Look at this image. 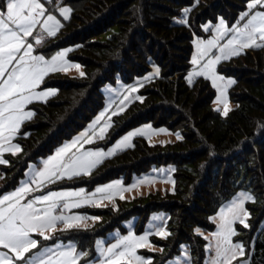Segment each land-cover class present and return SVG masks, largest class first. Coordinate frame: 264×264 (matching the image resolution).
Segmentation results:
<instances>
[{
    "label": "trees",
    "instance_id": "trees-1",
    "mask_svg": "<svg viewBox=\"0 0 264 264\" xmlns=\"http://www.w3.org/2000/svg\"><path fill=\"white\" fill-rule=\"evenodd\" d=\"M65 1L71 7L70 17L36 49L49 54L71 48L68 58L82 65L85 74L44 77L41 86L56 92L28 105L34 115L16 133L17 157H7L8 165L0 167V194L15 186L28 163L45 157L97 113L103 105L101 86L118 79L128 82L156 64L159 75L141 86L140 99L113 117L110 138L151 122L180 130V142L161 147L135 138L130 148L102 160L86 178L59 187H92L118 177L128 181L133 172H145L152 164H172L175 191L155 194L141 210L146 216L163 209L170 216L171 232L162 242L165 252L155 256L153 264L175 255L183 243L193 264H202L205 240L195 229L211 230V216L237 189L250 188L260 199L251 207L257 210L252 212L253 228L264 215V45L219 67L234 77L229 91L233 108L227 115L212 108L214 90L207 80L186 81L192 37L203 36L200 25L217 16L234 21L248 0ZM185 9H190L187 14ZM181 19L186 23H177ZM98 233L78 234L90 245ZM248 264H264L263 235L255 240Z\"/></svg>",
    "mask_w": 264,
    "mask_h": 264
},
{
    "label": "snow or ice",
    "instance_id": "snow-or-ice-1",
    "mask_svg": "<svg viewBox=\"0 0 264 264\" xmlns=\"http://www.w3.org/2000/svg\"><path fill=\"white\" fill-rule=\"evenodd\" d=\"M258 6L264 8V0H251L248 9L251 11ZM189 10L185 9V14ZM59 11L64 19L69 18L70 9L65 7L60 8ZM46 12L47 9L41 0H0V155L4 152H11L15 155L20 151L19 145L13 144L12 140L21 124L34 115L33 112L25 110L26 105L34 99L54 94L47 91H35L44 77L51 71L67 70L71 67L79 70L80 67L67 62H64L65 67H59L57 61L63 59L65 55L63 52L58 53L51 60H46L43 55H33L34 46L28 38L33 37L37 26H40L41 32L47 33L48 36H54L62 27L56 16L46 15ZM239 19L246 20V22L242 26H233L230 30L221 19L215 29L216 35L212 39L206 42L197 41V54L192 58L193 65L200 64L204 57L210 58L199 70H194L189 77V83H191V77L195 75L212 79L213 86L220 91L217 102L224 104V115L228 112L226 87L234 81L228 80L227 85L220 88L216 81H223V77L216 74L215 66L221 60L230 59L232 55H239L242 48L260 47L261 45L256 43L257 40L264 41V11H255L250 16L249 12H244ZM177 23H186V20L181 19ZM229 31L232 33L231 38L221 45L220 41L228 35ZM34 40L36 45H41L44 37L36 35ZM217 48L220 54L214 55L212 50ZM80 75L83 76L84 73L81 72ZM103 131L102 128L100 138H103ZM137 134L142 135L143 131L125 137L116 145V148L108 153L82 152L80 148H77L76 152L69 156L70 150L83 137L78 138L72 144L59 149L56 155L45 163L42 171L33 174L29 182L22 183L17 190L0 198V249L7 250L6 252L0 251V264H16L17 261L22 264H78L79 257L86 253H77L75 246L72 245L65 248L60 246L45 248L41 253L29 258L28 254L39 244L34 236L47 241L52 239V234L58 228L62 231L81 228L87 220H96L98 217L67 215L66 213L83 204H93L99 207L103 199L111 200L114 197L116 193L112 191L113 189L118 190L120 198L123 199L122 193L131 189L121 187L120 182L97 188L96 193H108L100 200L94 198L96 193L85 196L83 189L80 191H49L47 194L30 200L27 199V195L33 191L43 192L48 183H55L64 178L72 179L81 174L89 175L92 168L99 162V158L114 154L121 144ZM176 136L177 139L181 138L179 133ZM84 142L91 143L92 139L89 138ZM0 163H7V161L0 159ZM146 182L151 181H140V183ZM33 184L35 189L31 187ZM246 201L255 202L252 195L240 193L238 199H234L226 207L221 208L219 230L213 234L216 240L215 258L210 264H232L238 256L245 255L244 246L240 243L233 244L231 237L237 234L233 228L235 222L238 221L244 227H248L245 223V218L249 215L244 207ZM199 231L197 229L198 233ZM156 234L162 238L169 235L162 228H157ZM97 243L101 247L103 257L100 264H133V261L137 264H146L143 257L136 255V248L148 245L147 233L137 237L130 232L127 236L119 237L115 243L106 248L103 247V242L98 241Z\"/></svg>",
    "mask_w": 264,
    "mask_h": 264
},
{
    "label": "rangeland",
    "instance_id": "rangeland-1",
    "mask_svg": "<svg viewBox=\"0 0 264 264\" xmlns=\"http://www.w3.org/2000/svg\"><path fill=\"white\" fill-rule=\"evenodd\" d=\"M44 3L45 8L47 9V14H52L56 16V18L62 24L64 19L63 16L60 15V8H68L70 9L69 17L71 15V7L65 0H41ZM251 3V0H248L243 10H241L234 21L229 22L227 19L223 18L222 16H217L214 20L208 19L204 23L200 25V31L202 32L203 36L193 35L191 40V53L189 56V63L190 69L186 74V81L188 84H191L194 79L201 77L207 80L214 90V98L212 101V108L219 112L222 116H224V104L217 102V98L220 96V91H218L217 87L213 86L212 79H206L204 76L195 75L191 77V83H189L190 74L194 72V70H199V68L207 62L210 57H204L200 64L193 65L192 58L197 54L196 44L197 41H207L212 39L215 35V29L219 25L220 20L223 19L225 22V26L230 30L233 26H242L245 21H241L239 17L244 12H249V16L253 14L255 11H264V8L257 7L254 10L248 9V4ZM247 19V18H246ZM60 29V28H59ZM58 29V31H59ZM207 29V30H206ZM57 31V32H58ZM56 32V34H57ZM55 34V35H56ZM36 35H43L44 38L53 37L48 36L47 33H42L40 26H37L33 37H29L28 40L33 43L34 52L33 55H43L46 60H51L53 57L57 56L58 53H65L62 60L57 61V65L59 67H65V63L79 65V70L75 67L67 68V70H60V71H51L49 74L53 73H60L64 76H68L71 78H79L82 77L80 75L81 72L85 74V71L77 62L72 61L68 58V53L71 48H61L56 50L52 53L46 54L43 51H38L36 48L38 45L35 44L34 36ZM109 35V33L103 35L101 38H105ZM231 31L228 32V35L224 37L223 40L220 41V44L223 45L227 43V40L231 38ZM257 44L264 45V41L257 40ZM252 47L242 48L240 49L239 54L247 51ZM212 53L214 55H219L218 48L213 49ZM238 55H232L230 59L221 60L215 66L216 74L218 76L223 77V81L217 80L216 84L220 88H224L227 85L228 80L234 81V77L230 75H226L223 72H220V66L226 64L229 60L233 59ZM46 75V76H47ZM159 75V69L156 64H152L149 68V71L144 73L141 76H135L128 82H123L121 80H116L114 83H106L101 86V93L103 95V105L94 114L82 128L78 129L74 134H71L69 138L64 139L60 144H58L50 153H48L45 157L39 158L35 162L28 163L27 167L23 170L22 175L17 179L15 186L10 188L0 194V198L4 195L12 193L13 191L17 190L19 187L22 186V183L29 182L33 176V174L37 171H42L44 169L45 163L51 158L54 157L57 151L66 145L72 144L73 141L77 140L78 138L83 137L79 140V143L76 144L74 148L70 150L68 153L69 156L73 152H76L77 148H80L82 152H96L102 151L104 153L110 152L113 148H116V145L123 141L125 137H129L132 133H139L141 130L143 134H137L131 136V139L128 140L126 143L121 144L120 147L115 151L116 154L119 151L126 150L130 148L133 144V140L138 137H142L146 140L147 143L154 145L158 144L161 147H168L176 145L180 142L183 137V134L180 130H171L167 126H155L151 122H143L141 124L135 125L130 127L125 132L120 134L114 139H111V129L113 124V117L123 113L128 105L135 100L140 99L139 90L141 86L146 83L147 81L153 79L155 76ZM42 84V83H41ZM40 86L35 90L37 92L47 91L50 93L56 92L55 88H43ZM234 84V83H233ZM227 85L225 94L228 100V112L233 108V103L229 97V91L232 85ZM135 89V91H133ZM54 94H50L47 97H43L40 99H34L32 102H42L50 97L54 96ZM30 104V103H29ZM26 105L25 110L31 111ZM219 109V110H217ZM103 114V115H102ZM103 131V138L101 136V129ZM164 129V132L160 130ZM95 133V135H94ZM180 134V139H177L176 134ZM87 134V135H84ZM91 138V143H85L84 140ZM16 135L12 140V143L18 145L15 141ZM19 153L16 152L13 155L11 152H4L0 155V159L7 161V163H0V167L8 165V158H13ZM112 155H105L104 157L99 158V162L96 164L98 165L102 160L109 158ZM17 157V156H16ZM93 169V168H92ZM92 171V170H91ZM88 175L81 174L80 176L73 177L72 179H61L56 181L55 183H48L43 192L40 191H33L32 193L27 195V199H33L36 196L47 194L49 191H80L83 189V193L85 196H91L93 193H96L97 188H103L110 184H115L116 182H120V186L123 188L131 189L130 191H125L122 193L123 199L120 198V194L118 190L113 189L112 191L116 193L114 197L109 199H103L100 203V206L97 207L93 204H83L79 208H74L71 212L66 213L67 215H81L85 217H98L96 220H87L81 228L72 229L69 231H62L59 228L56 230L54 234H52V239L50 240H43L39 236H34L35 239L39 241L38 247L33 249L31 253L28 254V257L31 258L36 256L37 254L41 253L45 248H56L60 246L61 248H65L67 246H75L77 253H86V255H81L78 259V264H100L103 260L101 256V247L98 245V241L103 242V247L106 248L110 244L115 243L119 237L127 236L130 232L139 237L142 235L148 234V245L137 247L136 248V255L141 256L146 261V264H153L154 257L158 255H162L165 252L162 242H164L166 238H162L161 236L156 234L157 228H162L165 232H171V225H170V216L169 214L163 209L152 210L144 216L141 213V210L147 204V202L151 199L152 196L155 194L164 195L165 193H173L176 189L175 178H174V166L172 164H162L156 165L152 164L150 168L141 173L133 172L129 177L128 181L125 180L123 177L113 178L103 183H98L92 187L88 186L87 184L76 185V186H64V183H68L69 181L79 182L82 178H86ZM85 180V179H84ZM151 181L150 183H140V181ZM3 181V177H2ZM1 181V183H2ZM174 182V183H173ZM135 185V187H133ZM33 189H35V185H31ZM240 193H248L253 196L255 202L246 201L245 202V209L248 212V217L245 218V223H247L248 227H244L243 224L239 223L238 221L233 224V228L236 231V235L231 237V241L233 244L240 243L244 246L245 255L243 257H237L235 260L232 261V264H248L251 252L253 250L254 242L257 238L264 236V215L261 217L260 222L258 225L253 228L252 227V212H256L257 210H252L251 207H256L259 205L260 199L254 193V191L250 188L242 187L235 191L233 196L230 200L223 203L217 211L211 216V221L213 224V228L208 231H203L199 228L195 229V233L201 235L205 240L204 245V257L202 260V264H210L211 260L215 258V244L216 240L213 236L219 230V213L221 208L226 207L231 201L234 199H238ZM108 193H96L94 197L97 200H100L101 197H106ZM78 199V198H74ZM128 213L127 216L123 217L122 215ZM118 216V217H117ZM117 217V218H116ZM158 217L159 219H154ZM116 219V221H114ZM199 229V233L197 232ZM99 231L97 236L92 239L90 245H88L85 241L81 240L78 233L89 234L93 231ZM101 232V233H100ZM81 235V236H82ZM94 236V235H93ZM211 248V250H209ZM0 251L6 252V249H0ZM16 264H22V262L17 261ZM133 264H137V262L133 261ZM162 264H193L191 259V254L189 247L187 244L183 243L179 246L178 251L175 255L166 258Z\"/></svg>",
    "mask_w": 264,
    "mask_h": 264
},
{
    "label": "built area",
    "instance_id": "built-area-1",
    "mask_svg": "<svg viewBox=\"0 0 264 264\" xmlns=\"http://www.w3.org/2000/svg\"><path fill=\"white\" fill-rule=\"evenodd\" d=\"M1 181H2V174L0 173V184H1Z\"/></svg>",
    "mask_w": 264,
    "mask_h": 264
}]
</instances>
